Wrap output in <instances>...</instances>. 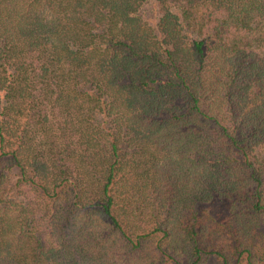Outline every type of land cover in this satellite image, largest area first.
<instances>
[{"label":"trees","instance_id":"1","mask_svg":"<svg viewBox=\"0 0 264 264\" xmlns=\"http://www.w3.org/2000/svg\"><path fill=\"white\" fill-rule=\"evenodd\" d=\"M0 264H264V0H0Z\"/></svg>","mask_w":264,"mask_h":264},{"label":"rangeland","instance_id":"2","mask_svg":"<svg viewBox=\"0 0 264 264\" xmlns=\"http://www.w3.org/2000/svg\"><path fill=\"white\" fill-rule=\"evenodd\" d=\"M145 9L148 11L149 10V6H146Z\"/></svg>","mask_w":264,"mask_h":264}]
</instances>
